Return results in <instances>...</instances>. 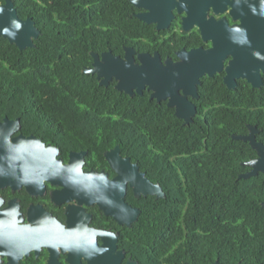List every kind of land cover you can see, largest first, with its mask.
<instances>
[{"label": "trees", "instance_id": "16d2710c", "mask_svg": "<svg viewBox=\"0 0 264 264\" xmlns=\"http://www.w3.org/2000/svg\"><path fill=\"white\" fill-rule=\"evenodd\" d=\"M13 2L18 16L30 17L40 33L25 49L0 37L2 112L19 116L21 131L52 140L65 152L85 148L97 161L117 143L165 192L164 198L145 197L136 221L120 230V246L138 264H264V177L233 175L242 165L226 159L233 147L224 145L234 140L219 143L236 130V121L264 120V112L238 108L233 113L240 115L227 114L207 129L197 122L182 125L169 118L171 112H159L170 123L155 126L151 111L144 126L145 99L99 85L81 71L90 50L105 49L95 40L118 16L122 0ZM206 144L212 150L207 154L217 158H201ZM128 198L139 203L131 189Z\"/></svg>", "mask_w": 264, "mask_h": 264}, {"label": "flooded vegetation", "instance_id": "af4514ba", "mask_svg": "<svg viewBox=\"0 0 264 264\" xmlns=\"http://www.w3.org/2000/svg\"><path fill=\"white\" fill-rule=\"evenodd\" d=\"M93 4L97 6V1ZM121 4L122 8L115 12L118 16L106 21L102 29L105 34L95 40L105 49L90 51L101 54L110 50L121 57L132 53L134 62L142 66V62L151 59L159 61L163 70H188L186 74L190 83L177 85L175 100L177 102L183 96L187 104L194 108L189 124L197 122L209 129L211 122H222L221 118L227 114L240 115L233 112L242 107L262 115L264 0H122ZM92 61L91 57L89 64L83 68L90 67ZM109 84L115 86L116 80L112 78L107 86ZM154 92V88L145 85L139 94L146 101L142 106L144 126L148 124L151 111L155 112L156 121H151L155 126L170 123L159 119V112H171L169 118L189 125L183 124V120L175 114L177 107L184 109L186 104L169 105V96H152ZM246 95L252 98L245 103L243 96ZM16 119L19 127L16 126ZM236 123V130L230 131L228 137L219 138V143L223 139L234 140L224 146L226 150L228 146L233 147V157L226 159L236 160L242 165V170L232 172L238 177L251 169L247 161L264 156V120L257 118L255 122L241 120ZM21 127L19 116L2 112L0 105V145L4 147L3 151L0 146V222L8 225L0 227V264H8L6 254H1L2 250L11 253L13 264H47L50 263V249L57 252V264H69V252L81 253L80 264H88L84 255H90L102 241L96 233H86L83 227L118 233L117 249L124 253L118 264H126L129 259L138 264V260L118 243L120 230L131 225L119 224L111 215L104 214L94 195L96 189L104 184L102 174L108 179L117 174L104 155L115 144L103 151V160L97 161L88 155L85 148H68L65 152L52 140L43 139L35 133H25ZM230 127L226 132L232 129ZM147 133L144 129V134ZM250 133L253 141L262 145L260 151L252 147L250 139L233 138L234 135L247 136ZM19 134L35 135L45 146H55L57 152L52 155L44 146L35 157L31 149L28 158L23 143L17 140ZM17 147L22 150L21 155ZM79 151L85 153L78 155ZM204 151L201 158H217V155L207 154L212 152L209 144L205 145ZM70 153L73 154L71 161ZM188 153L186 150L185 154ZM120 154L129 156L123 154L121 148ZM170 159L175 160L173 156ZM138 167L146 176L145 167L139 164ZM88 172L90 174L83 180L82 176ZM63 173L73 177L66 180L67 184L61 179ZM255 175L264 177L262 172L250 176ZM148 178L151 182H158ZM82 183L88 192L93 191L90 197H84L81 190L72 188H80ZM129 189L131 187L127 186L124 199L138 207L140 214V204L145 197L155 196L141 194L136 197L131 189L132 195L139 199V203H133L134 200L128 198ZM91 264H99V261L94 259Z\"/></svg>", "mask_w": 264, "mask_h": 264}, {"label": "water", "instance_id": "95a60500", "mask_svg": "<svg viewBox=\"0 0 264 264\" xmlns=\"http://www.w3.org/2000/svg\"><path fill=\"white\" fill-rule=\"evenodd\" d=\"M40 31L34 25V21L30 17L22 19L18 16L16 8L11 0H4L0 3V36L6 38L11 44L16 45L19 49H25L26 47L34 46L33 40L37 38ZM93 61L90 67H85L81 71L83 73H93L96 75L99 85H107L108 82L114 78L116 80L115 89L119 92H123L129 96L135 94H141L142 88L147 85L148 88H154L155 92L152 96H157L165 98L169 96V105H181L184 109L177 107L175 114L178 118L183 120V124H189L192 121V115L194 114V108L187 104L183 96L178 98L176 102L175 89L177 85L182 82H187L188 74H186V69L176 70L171 68L169 70H163L161 63L156 60L147 59L142 62L143 66L134 62L132 53L125 54L124 57L113 54L110 50H106L101 54L94 51H90ZM138 57H142L139 55ZM195 79V78H194ZM197 82V80H196ZM168 86H166V85ZM175 100V101H173ZM181 106V107H182ZM16 121V126L19 127L20 124L18 119ZM233 138L240 139H250L252 147L262 149V145L255 143L253 141V135L250 133L247 136L234 135ZM23 143V148L25 155L30 158V150H34V157L40 154L39 150L44 148V143L37 138L35 135H23L19 134L18 139ZM4 151L3 145H0ZM18 148V153L21 155V149ZM37 148L38 149L37 151ZM46 150L51 151V154L57 152V148L50 144L45 146ZM85 152H78V155H83ZM105 158L107 159L110 166L116 171V176L112 179L106 178V175L102 174L104 178V184L98 187L94 193L97 196V203L100 208H102L104 214L111 215L115 221L119 224H125L130 226L132 222L136 221L139 214V208L132 206L127 203L124 199L126 188L130 186L134 196L139 195H154L156 198H162L164 192L161 189L158 182H151L144 172L139 170L137 162H132L129 156H122L120 154V148L118 144H115L112 148L108 149L105 153ZM26 157V156H25ZM73 154L70 153V161L72 160ZM248 165L251 166L249 172L240 174L237 178H247L250 175L256 174L257 172H262L264 174V156H260L259 159L253 161H247ZM76 168V167H75ZM80 170V168H76ZM90 174L86 173L82 176L84 180ZM73 177L69 173H63L61 179L71 180ZM102 178V179H103ZM79 187H72L73 189L81 190V194L86 196H91V193L84 188L83 183L79 184ZM88 202V201H87ZM264 208V201L261 202ZM0 227H8L4 222H0ZM86 233H96L102 243L100 246L93 248L90 255H84L88 264L94 259L99 261V264H118L119 261L124 256L123 250L117 249V239L118 233L112 232L104 229H96L83 227ZM1 247V246H0ZM50 249V248H49ZM2 255L6 254L8 259V264H13L12 255L10 252L2 250ZM57 252L50 249V255L47 264H57L55 261V255ZM79 255L81 253L69 252L67 260L69 264H80ZM215 263H219L215 261ZM214 263V264H215ZM126 264H136V261L129 259ZM235 264H240L235 263Z\"/></svg>", "mask_w": 264, "mask_h": 264}]
</instances>
